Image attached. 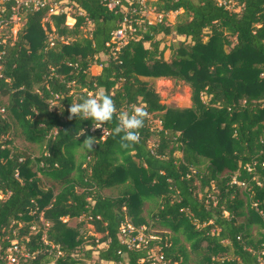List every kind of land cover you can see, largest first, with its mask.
Listing matches in <instances>:
<instances>
[{"label":"trees","instance_id":"16d2710c","mask_svg":"<svg viewBox=\"0 0 264 264\" xmlns=\"http://www.w3.org/2000/svg\"><path fill=\"white\" fill-rule=\"evenodd\" d=\"M65 1L75 9L71 26L47 7L21 8L15 36L17 2L0 4V264L11 255L18 264H145L159 242L129 247L126 224L168 231L156 233L166 264H264V0H154L162 15L154 24L140 0H116L113 9V0ZM125 18L128 41L111 51ZM170 34L178 41L162 47ZM160 79L186 84L191 107L161 104ZM101 89L118 110H147L160 129L148 118L128 153L113 136L115 120L104 135L91 120L69 119L73 101ZM13 133L39 156L18 151ZM88 136L98 140L92 152L79 147ZM38 175L57 191L42 188ZM115 186L125 190L102 195ZM80 218L101 239L86 243L80 225H69Z\"/></svg>","mask_w":264,"mask_h":264},{"label":"rangeland","instance_id":"374dc122","mask_svg":"<svg viewBox=\"0 0 264 264\" xmlns=\"http://www.w3.org/2000/svg\"><path fill=\"white\" fill-rule=\"evenodd\" d=\"M153 2L154 0L145 1V7L148 9V12H144V15L147 21H150V23H153L156 21L155 14L153 13V10H154V7L152 5ZM57 5L59 8H61L63 11L66 12V16H67L66 21L68 24L72 25L73 15L75 14V9L70 4H67L65 0L64 1L61 0L59 2L57 1ZM227 8L230 11H235V12L239 11V8L235 4H230L227 6ZM181 14H182V11H178L176 13H170L167 16L168 23L173 24L174 22H176L178 18L181 16ZM21 25H22L21 21L17 22V25L13 26L12 30H18ZM89 29L90 27H86L83 30V33L87 35V32L89 31ZM3 35H7V26L0 28V36H3ZM159 38H162V36H160ZM163 41L164 42L162 44V47L169 46L170 44L177 42L178 38L174 34H170L166 36L165 38H163ZM145 46H148V44H145ZM168 57H169V51L166 50L164 53V58L167 59ZM99 72H100V66H92L89 69V74L91 75H97ZM154 89L159 96L160 103L163 105H166L171 108H178V109H184V108L191 107L190 88L186 84H184L182 81H175L172 79H160V80L154 81ZM53 104L56 105L55 102ZM149 119L152 123L153 128L160 129V125L156 117L150 116ZM12 139L14 141V146L18 151L25 152L26 154L30 155L33 158L39 156L40 154L39 149L35 146L25 143L16 133L12 134ZM153 141L154 139H151L150 143H152ZM80 153H81V150H77L76 159H78V156L80 155ZM177 155L181 156L180 154H177ZM38 177L40 178L42 188L44 189L52 188L55 192L57 191L56 187L53 186L51 182L45 180L39 175ZM124 190H125L124 186H115V187L103 190L102 195L104 197H116V196H119ZM149 210H150L149 204L145 205L143 215L146 216ZM87 221L88 220L86 219L80 218V219L69 221V225L71 226L80 225V232L86 237V241H87L86 243L91 242V239L88 238L90 236L95 238V242H97L99 239H101V235L95 233L93 227L90 224H88ZM239 222H243V218L239 219ZM45 226L46 225L43 223V221H41L33 226V228L31 229V232L36 233L38 229H40L41 227H45ZM146 229L148 233H152V234L169 233L168 231H163L160 229H150V228H146ZM258 233L259 231L256 227H253L251 229V236L255 240L259 238ZM102 247H104V244L98 245L97 248H102ZM86 248L87 249L91 248V246H86Z\"/></svg>","mask_w":264,"mask_h":264},{"label":"clouds","instance_id":"9594fccd","mask_svg":"<svg viewBox=\"0 0 264 264\" xmlns=\"http://www.w3.org/2000/svg\"><path fill=\"white\" fill-rule=\"evenodd\" d=\"M68 111L70 120L73 118L83 121L91 120L92 130L103 129L104 135L108 131L105 125L115 120V127L112 129L113 136L114 138L119 137V149L128 153L134 151L135 146L139 144L140 130L144 128L150 115L147 110L138 106H132L130 113L118 110L114 100L106 95L103 89L99 90L95 97L90 94L81 102L73 101ZM79 135L84 136L85 132L82 130ZM97 141L95 137L88 136L79 147L92 152Z\"/></svg>","mask_w":264,"mask_h":264},{"label":"built area","instance_id":"2783aa9c","mask_svg":"<svg viewBox=\"0 0 264 264\" xmlns=\"http://www.w3.org/2000/svg\"><path fill=\"white\" fill-rule=\"evenodd\" d=\"M4 1L6 0H0V4H2ZM145 1L146 0H140V4L144 9V12H148V9L145 7ZM17 4L16 6L13 8V15L11 17V23L13 24V26L17 25V22L20 21V9L21 8H31L34 10H38L41 8H48V14L49 15H61V14H66L65 11H63L61 8L58 7L57 2H55L54 0H16ZM118 4V2L116 0H113L112 2L109 3L108 7L110 9H113L116 5ZM133 12H136V10L134 9ZM156 17V21L153 23H150V21H148L149 24H154L156 22H161L162 20V15L161 14H157L154 12ZM124 23L127 24V26L125 24H123V27H121L120 29H117L113 32L111 40L109 43L106 44V46L108 47H112L111 51H118L123 45H125L128 41V32H127V28L129 30L132 31L131 29V21L128 18H125ZM67 25L71 26L70 24H68L66 22ZM7 25L5 23H1L0 24V28L1 27H6ZM11 32L12 35L15 36L17 30H12L11 28ZM49 42L50 45H52L53 43V36L49 37ZM0 117L1 118H6L7 117V111L5 109L4 106H2L1 104V99H0ZM104 133V132H103ZM135 232V235H132V233ZM121 239L123 242H125L126 244H128L129 247H133V248H140L144 245H147L149 241H157V242H161V239L154 233H148L147 229L145 227H141L139 229H135L132 225L130 224H126L123 225L121 227ZM156 244L151 250H150V254L148 256V258L146 260H140L141 263H145V264H166V261L164 259V255L162 253L161 250V246L160 244ZM14 250H16V248H14ZM26 257V256H24ZM18 259L16 258V256H9L8 257V264H18Z\"/></svg>","mask_w":264,"mask_h":264}]
</instances>
